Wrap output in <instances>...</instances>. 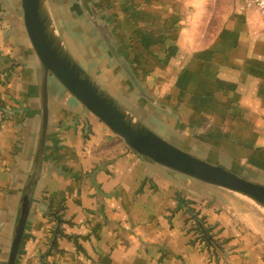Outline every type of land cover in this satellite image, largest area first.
I'll list each match as a JSON object with an SVG mask.
<instances>
[{
  "label": "crops",
  "instance_id": "crops-1",
  "mask_svg": "<svg viewBox=\"0 0 264 264\" xmlns=\"http://www.w3.org/2000/svg\"><path fill=\"white\" fill-rule=\"evenodd\" d=\"M85 2L110 22L121 53L173 113L140 98L79 0H51L69 49L98 70H88L70 49L78 62L160 136L264 185L259 12L247 10L246 0ZM61 9L89 28L97 53L75 36L79 23L65 25ZM34 67L21 0H0V264L8 261L37 126ZM49 88L46 161L16 264H264L261 226L242 222L201 182L139 156L53 77ZM47 203L64 206L63 235L51 254L55 223ZM193 214L226 241L223 250L202 241Z\"/></svg>",
  "mask_w": 264,
  "mask_h": 264
},
{
  "label": "water",
  "instance_id": "water-1",
  "mask_svg": "<svg viewBox=\"0 0 264 264\" xmlns=\"http://www.w3.org/2000/svg\"><path fill=\"white\" fill-rule=\"evenodd\" d=\"M79 6L140 98L172 112L148 92L131 62L121 53L110 22L102 18L92 2L79 0ZM21 16L35 57L34 83L37 89L38 115L30 164L17 208L7 264H16L46 161L51 117V77L58 80L139 156L177 174L229 191L249 201L264 213V185L175 145L149 128L110 94L73 56L59 27L51 0H21ZM17 112H24V107L17 109ZM193 218L197 230L210 241L207 237L209 232L203 222L196 214H193ZM46 255L42 256L43 263Z\"/></svg>",
  "mask_w": 264,
  "mask_h": 264
},
{
  "label": "rangeland",
  "instance_id": "rangeland-1",
  "mask_svg": "<svg viewBox=\"0 0 264 264\" xmlns=\"http://www.w3.org/2000/svg\"><path fill=\"white\" fill-rule=\"evenodd\" d=\"M59 5L60 4H56V6H59ZM59 11H60V14L63 16V21H64V23H65L66 26L72 25V24H77L78 25V23L80 24L79 30L77 29L78 26L77 27H76V25H73L72 26V27H74L73 28V31L75 33V36L78 39H79V37H83V36L86 37L87 40H88V42H89V45L93 49V52H96L97 53V51H99V50L97 49V45H95V39L93 38V33L89 30V28L87 26H84L83 24H81L79 21H77V18L74 15H71L70 11H68L67 14L64 13V10L63 9H61ZM215 21L217 23V20L216 19H215ZM213 23H214V21H213ZM214 27H215V29H217V24H214ZM79 31L81 32V34H80ZM79 42L80 43H78V45L80 44L82 46L83 43H81V41H79ZM86 45H88V43H86ZM70 49L72 50V52L74 53V55L76 56V58L88 70H90V71H93L94 70L95 72L98 70L94 66L92 68L91 67L92 66L91 64L88 65V63L86 62V59L87 58L84 57L85 54L83 55V53L79 49L73 47L72 45H70ZM90 51L91 50H89L87 48L86 49V55L87 54L91 55V52ZM91 60H92V58L90 59L89 62H91ZM192 180H194V179H192ZM201 184H203L201 186H205V187L207 186V188L209 190H212L211 191L212 196H214L215 198H217V200H220L221 203H224V206L226 205L227 208H229V210L231 211V213H234L236 216H238L239 219L242 222H245L246 224H248V226H252V227H255L257 229H258V226H261L262 232L264 233V213L259 208H257L256 206H254L249 201H247V200H245V199H243V198H241V197H239V196H237V195H235V194H233V193H231L229 191H226L224 189H220V188H217V187H214V186H211V185L202 183V182H201ZM205 194L209 195V193H205ZM247 213L255 214L256 216H258V218H256L255 220H252L253 217H251ZM203 224H204V222H203ZM205 228L209 232V235L207 237L210 238V241H208L206 238H204L202 236V233L199 232V234L201 235L200 238L202 239V241H206L207 244L211 245L212 247H215L216 249L223 250L224 246L226 245V241L225 240H221L220 238H218L216 236V233L213 231V228L211 229L210 227H206V226H205Z\"/></svg>",
  "mask_w": 264,
  "mask_h": 264
},
{
  "label": "trees",
  "instance_id": "trees-1",
  "mask_svg": "<svg viewBox=\"0 0 264 264\" xmlns=\"http://www.w3.org/2000/svg\"><path fill=\"white\" fill-rule=\"evenodd\" d=\"M45 201H46V197H45ZM48 205L46 206V215L49 216L50 220L53 221L55 223V226L53 228V236L51 238V244H50V249H49V254H51L52 252L56 251L57 248V238L61 235H63V231L61 229L62 224L65 222V220L63 219L62 216V211L64 206L62 204H60L58 206V208L54 209L52 207V204L47 203ZM197 227V224H196ZM201 233V231H200Z\"/></svg>",
  "mask_w": 264,
  "mask_h": 264
},
{
  "label": "built area",
  "instance_id": "built-area-1",
  "mask_svg": "<svg viewBox=\"0 0 264 264\" xmlns=\"http://www.w3.org/2000/svg\"><path fill=\"white\" fill-rule=\"evenodd\" d=\"M247 10H256L264 20V0H246Z\"/></svg>",
  "mask_w": 264,
  "mask_h": 264
}]
</instances>
